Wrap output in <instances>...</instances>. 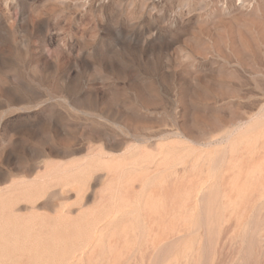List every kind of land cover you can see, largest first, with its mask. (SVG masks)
<instances>
[{
	"label": "rangeland",
	"instance_id": "rangeland-1",
	"mask_svg": "<svg viewBox=\"0 0 264 264\" xmlns=\"http://www.w3.org/2000/svg\"><path fill=\"white\" fill-rule=\"evenodd\" d=\"M0 264H264V0H0Z\"/></svg>",
	"mask_w": 264,
	"mask_h": 264
},
{
	"label": "bare ground",
	"instance_id": "bare-ground-1",
	"mask_svg": "<svg viewBox=\"0 0 264 264\" xmlns=\"http://www.w3.org/2000/svg\"><path fill=\"white\" fill-rule=\"evenodd\" d=\"M227 137V136H226ZM226 141V140H225Z\"/></svg>",
	"mask_w": 264,
	"mask_h": 264
}]
</instances>
